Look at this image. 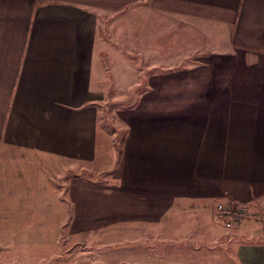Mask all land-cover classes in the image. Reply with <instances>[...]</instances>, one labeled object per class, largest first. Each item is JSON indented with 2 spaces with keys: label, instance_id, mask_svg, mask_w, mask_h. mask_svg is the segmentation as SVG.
<instances>
[{
  "label": "crops",
  "instance_id": "1",
  "mask_svg": "<svg viewBox=\"0 0 264 264\" xmlns=\"http://www.w3.org/2000/svg\"><path fill=\"white\" fill-rule=\"evenodd\" d=\"M108 138L114 175L72 179L75 204L171 235L226 202L251 227L223 264H264V0H0V157L58 170Z\"/></svg>",
  "mask_w": 264,
  "mask_h": 264
},
{
  "label": "rangeland",
  "instance_id": "2",
  "mask_svg": "<svg viewBox=\"0 0 264 264\" xmlns=\"http://www.w3.org/2000/svg\"><path fill=\"white\" fill-rule=\"evenodd\" d=\"M204 29L205 34L213 31L210 26ZM157 62L179 65L189 61ZM131 95L109 92L107 105ZM104 118L105 128L113 132L114 126L106 124V115ZM111 142L108 138L102 159L62 162L58 170L39 159L15 169L12 157H0V264H223L236 231L251 224L242 217L225 228L214 218L216 203L209 206L204 218L176 214L168 235L163 228L101 220L99 212L86 211L83 200L79 204L72 201V179L79 185L82 181L105 182L114 175ZM260 222L263 226L264 220Z\"/></svg>",
  "mask_w": 264,
  "mask_h": 264
},
{
  "label": "built area",
  "instance_id": "3",
  "mask_svg": "<svg viewBox=\"0 0 264 264\" xmlns=\"http://www.w3.org/2000/svg\"><path fill=\"white\" fill-rule=\"evenodd\" d=\"M242 208L228 204L225 202H219L216 205L215 216L216 219L226 228L233 227L238 221L241 215Z\"/></svg>",
  "mask_w": 264,
  "mask_h": 264
}]
</instances>
